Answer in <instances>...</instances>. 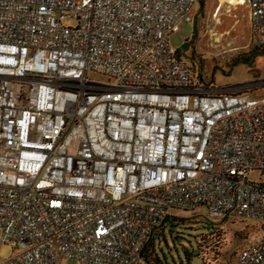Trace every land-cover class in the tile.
I'll list each match as a JSON object with an SVG mask.
<instances>
[{
  "label": "built area",
  "instance_id": "built-area-1",
  "mask_svg": "<svg viewBox=\"0 0 264 264\" xmlns=\"http://www.w3.org/2000/svg\"><path fill=\"white\" fill-rule=\"evenodd\" d=\"M197 1L0 0V264H142L174 211L264 233V96L197 85L170 42Z\"/></svg>",
  "mask_w": 264,
  "mask_h": 264
},
{
  "label": "rangeland",
  "instance_id": "rangeland-1",
  "mask_svg": "<svg viewBox=\"0 0 264 264\" xmlns=\"http://www.w3.org/2000/svg\"><path fill=\"white\" fill-rule=\"evenodd\" d=\"M212 3L209 0L206 10L204 7L203 10L199 9L194 23L181 24L179 32L171 36V46L179 50L189 62L197 85L226 89L253 85L250 93L255 97L264 96V84H261L264 82V49L259 40L251 38L247 13H244L243 7L229 10L224 8L225 14L217 21L211 17ZM73 24L72 20L66 21V25ZM249 178L255 182L260 181V174L254 172ZM172 214L188 218V221L178 229L177 234H173L179 236V239H172L168 233V243L162 242L159 255L164 264H188L187 251L195 256L191 264H201L196 246L201 241L202 252L208 264L211 261L217 262V258L222 256L226 262L229 259L233 262L242 248L254 245L264 234L259 219L230 217L215 223L214 233L205 236L209 231L204 226L210 220L203 208L196 212L174 211ZM218 234L222 235L220 245H216ZM1 240L0 232V260H5L13 255L14 249L9 245H2ZM69 264L77 262L69 261Z\"/></svg>",
  "mask_w": 264,
  "mask_h": 264
},
{
  "label": "trees",
  "instance_id": "trees-1",
  "mask_svg": "<svg viewBox=\"0 0 264 264\" xmlns=\"http://www.w3.org/2000/svg\"><path fill=\"white\" fill-rule=\"evenodd\" d=\"M227 219H225V220H227ZM187 221H188V218H180V217L176 216L175 214H169L163 221H161L156 226L155 230L153 231L152 235L150 236L148 242L146 243V245L143 249V252L141 254L142 261L145 264H164V261L161 259L160 255H159V249L162 246V242L165 241L166 243H168V240H167L168 233H170L172 239L173 238H174V240L179 239L180 238L179 236H176V235L173 236V234H177L179 232L178 229L181 226L186 225ZM217 222H219V221L210 220V222L206 223L207 226L206 227L204 226V229H207V231H209L208 232L209 234H205V236H207V235L209 236V235H212L214 233L213 231H215L214 230L215 229V223H217ZM221 237H222L221 234L217 235L218 240L216 241V243H217L216 245L221 243L220 242ZM201 242H197V245H196L198 248L197 257L198 258L200 257L201 264H208L206 262L204 255H203V252H202V248H201L202 243ZM239 252L236 255L233 262L230 259H229V262H226L225 259H223V256L220 258H217V259H219L217 262L219 264H240ZM186 254H187L186 257L188 259V264H191L192 263L191 261H192L193 257H195V256L193 253L188 252V251L186 252ZM217 262L211 261L209 264H216ZM181 264H183V262Z\"/></svg>",
  "mask_w": 264,
  "mask_h": 264
},
{
  "label": "crops",
  "instance_id": "crops-1",
  "mask_svg": "<svg viewBox=\"0 0 264 264\" xmlns=\"http://www.w3.org/2000/svg\"><path fill=\"white\" fill-rule=\"evenodd\" d=\"M208 1L209 0H198L197 1V4L195 6V21H196V17H197V13H198L199 9L204 7V9L206 10V8L208 6ZM211 1L213 2L212 5L210 6V10L212 12L211 17L213 19H216L217 21H219L222 18V16L225 14L223 12L224 8H228V10H229L233 7H243L244 13L245 12L247 13L248 27H249L251 38L253 39L252 30H251L250 10L248 8V5L245 2H243V0H239V1H236L234 3H230L229 0H211ZM201 10H203V8Z\"/></svg>",
  "mask_w": 264,
  "mask_h": 264
}]
</instances>
